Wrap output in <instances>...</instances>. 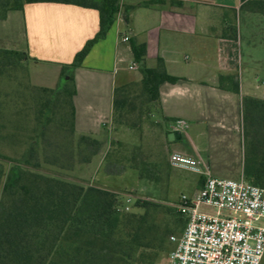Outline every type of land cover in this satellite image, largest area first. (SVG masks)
<instances>
[{"label": "trees", "instance_id": "obj_1", "mask_svg": "<svg viewBox=\"0 0 264 264\" xmlns=\"http://www.w3.org/2000/svg\"><path fill=\"white\" fill-rule=\"evenodd\" d=\"M34 2L97 9L100 28L73 62L63 65L62 75L69 76L65 84L48 88L29 80V93L21 101L2 79L11 82L12 72L27 65L30 56L0 47V264H158L171 250L170 235L181 234L186 227L176 208L137 200L126 210L124 198L114 190L43 172L45 166L72 170L102 152L103 141L76 135L77 87L70 71L80 67L92 47L107 36L120 12L128 22L138 6L122 9L121 0H0V18ZM241 11L264 17V0H248ZM229 36L238 39V29ZM132 50L141 79L116 88L113 121L116 126L140 129L160 100L161 86L185 78L171 75L161 57L156 67H148L145 43L133 41ZM243 131L244 179L264 188L263 98H243ZM133 162L142 164L137 158Z\"/></svg>", "mask_w": 264, "mask_h": 264}, {"label": "crops", "instance_id": "obj_2", "mask_svg": "<svg viewBox=\"0 0 264 264\" xmlns=\"http://www.w3.org/2000/svg\"><path fill=\"white\" fill-rule=\"evenodd\" d=\"M150 1L156 2L139 6ZM171 1L121 0L122 9L138 6L130 13V20L127 22L120 12L107 36L92 47L80 67L70 71L77 87L73 98L76 135L93 136L104 146L114 139L121 142L115 135L129 128L114 124V93L116 88L141 79V74L134 73L139 66L130 69L136 64L132 42L145 43L146 65L157 63L161 57L171 75L185 78L164 83L160 100L154 104L162 121L153 122L166 132V148L198 157L215 177L244 178L243 98L264 97L250 94L253 80H248L251 85L245 83L251 74L248 77L244 73L249 62L258 60H244L240 37L230 38L226 29L230 24L225 18L235 17L248 0ZM16 21L22 22L23 39L16 34ZM99 28L97 9L55 2L27 3L23 10H10L0 18V47L27 52L30 82L55 88L69 80L62 75L63 65L73 62ZM179 34L195 36V40ZM126 35L128 41L123 40ZM201 35L204 40H200ZM188 50L193 52V60L186 54ZM180 119L190 126L181 133V139L170 140L171 126ZM222 167L228 170L226 176H222ZM204 180L205 175L200 174L190 194L198 191Z\"/></svg>", "mask_w": 264, "mask_h": 264}, {"label": "rangeland", "instance_id": "obj_3", "mask_svg": "<svg viewBox=\"0 0 264 264\" xmlns=\"http://www.w3.org/2000/svg\"><path fill=\"white\" fill-rule=\"evenodd\" d=\"M225 20L230 24L226 28L228 33H232L234 27L239 31L244 60L247 62L252 58L258 60L256 63L249 62L244 75L249 74V77L251 74V76L244 81L246 83L248 80H253L252 85L247 82L251 85L250 94L264 97V18L241 11L235 17ZM14 26L18 37L23 39L22 22L16 21ZM178 37L195 40V36H186V34H179ZM201 37L203 38L202 35ZM186 54L190 60H193L192 51L188 50ZM147 65L156 67L157 63L151 61ZM29 68L30 65L27 63L15 69L12 72L11 82L7 78L2 79L6 89L13 91L14 98L20 101L22 98H27L26 95L29 93L26 89L30 85ZM37 68L44 69L42 66ZM134 73L139 75L140 70ZM159 118L161 119V116L158 111L154 110L151 115H146L147 120L140 129L120 131L115 136H120L121 142L114 139L110 145L105 144L102 152L96 154L89 164L76 165L72 170L45 166L43 172L86 185L109 188L122 197L130 194L133 196L131 206L137 200H149L173 206L181 194H190L196 188L200 174L170 165L169 158L173 149L166 148V132L158 123L153 122L160 120ZM202 140L207 142V139ZM182 142L185 143L186 138ZM135 158L142 164L134 163ZM222 170V176H226L227 168L222 167ZM175 233L179 234V232ZM172 247L173 244L170 243V249ZM167 256L168 252L163 254L158 264H166Z\"/></svg>", "mask_w": 264, "mask_h": 264}, {"label": "built area", "instance_id": "obj_4", "mask_svg": "<svg viewBox=\"0 0 264 264\" xmlns=\"http://www.w3.org/2000/svg\"><path fill=\"white\" fill-rule=\"evenodd\" d=\"M124 41L129 36L123 37ZM132 64L130 69H137ZM190 123L177 120L172 132L185 133ZM175 168L205 175L203 186L193 194H181L173 207L187 223L179 235H170L173 247L166 264H261L264 257V188L244 178H220L198 157L170 153ZM131 209L133 196L124 197Z\"/></svg>", "mask_w": 264, "mask_h": 264}, {"label": "water", "instance_id": "obj_5", "mask_svg": "<svg viewBox=\"0 0 264 264\" xmlns=\"http://www.w3.org/2000/svg\"><path fill=\"white\" fill-rule=\"evenodd\" d=\"M181 137H182V134L180 132H171L169 134L170 140L181 139Z\"/></svg>", "mask_w": 264, "mask_h": 264}]
</instances>
